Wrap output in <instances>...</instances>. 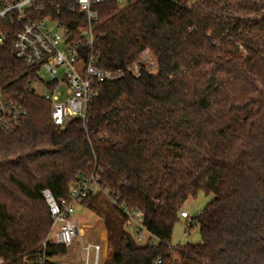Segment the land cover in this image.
<instances>
[{"label":"trees","instance_id":"1","mask_svg":"<svg viewBox=\"0 0 264 264\" xmlns=\"http://www.w3.org/2000/svg\"><path fill=\"white\" fill-rule=\"evenodd\" d=\"M56 0L71 32L85 19ZM99 67L130 66L146 51L156 71L98 86L85 121L57 131L38 75L13 55L15 28L0 41V90L25 113L0 129V261L54 264L42 193L69 199L83 176L108 196L81 203L104 222L103 264H264V0H112L99 7ZM212 196L201 242L173 248L186 202ZM116 201V204L113 202ZM120 206L140 212L152 241L140 244ZM188 232V231H187Z\"/></svg>","mask_w":264,"mask_h":264},{"label":"built area","instance_id":"2","mask_svg":"<svg viewBox=\"0 0 264 264\" xmlns=\"http://www.w3.org/2000/svg\"><path fill=\"white\" fill-rule=\"evenodd\" d=\"M110 1L72 0L70 7L85 19V24L76 32H71L58 19L62 15L60 8L55 12L56 0H0V41L9 37V31L5 29L7 26L15 28L14 57L37 75L45 70L51 77L47 94L42 98L51 104V119L57 131L65 130L74 120H86L92 101L100 94V84L113 83L127 75L139 78L144 69L149 73L156 71V61L148 51L127 67L121 65L113 70L99 67L95 53V26L100 21L99 7ZM60 71L61 78L58 79ZM24 115L0 90V129L6 132L15 129ZM99 194L108 196V191L96 174L81 177L70 189L69 199L58 201L50 190L43 191L54 235V239L46 241L43 248L46 249L49 242L69 249L78 242L85 264H101L105 257L104 245L82 242L75 209L83 201ZM113 202L116 204V201ZM119 208L127 217V228L137 242L152 243V236L143 224V215L126 206ZM181 218L193 220L186 212L181 213ZM46 263L45 257L37 262ZM154 264H161V260L157 259Z\"/></svg>","mask_w":264,"mask_h":264},{"label":"rangeland","instance_id":"3","mask_svg":"<svg viewBox=\"0 0 264 264\" xmlns=\"http://www.w3.org/2000/svg\"><path fill=\"white\" fill-rule=\"evenodd\" d=\"M38 78L39 80L34 83L32 89L37 96L44 97L47 94V84L51 82V77L45 70H41L38 74ZM60 78L61 71L58 76V79ZM212 199V196H207L203 193L199 194L196 199H190L186 202L183 211L189 214L190 219H195L203 213ZM75 209L80 221L82 242L84 244L87 242H94L104 245L105 257L102 258L101 262V264H103L109 254L108 236L103 220L96 213L81 205H77ZM190 222V220L180 219L172 235L171 245L173 248L187 244H199L201 242L199 225L197 224L196 227L189 230L188 224ZM53 239L54 235L50 231L48 240L52 241ZM152 242L153 244L157 243L156 240ZM51 262L54 264H85L78 242H75L71 248L67 249V254L65 256L57 257Z\"/></svg>","mask_w":264,"mask_h":264}]
</instances>
